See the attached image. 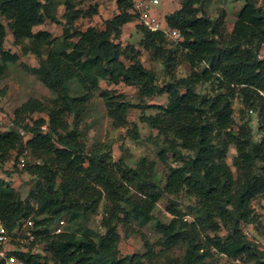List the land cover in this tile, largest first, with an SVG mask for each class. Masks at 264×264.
<instances>
[{"label":"trees","instance_id":"obj_1","mask_svg":"<svg viewBox=\"0 0 264 264\" xmlns=\"http://www.w3.org/2000/svg\"><path fill=\"white\" fill-rule=\"evenodd\" d=\"M115 2L118 12L104 21L103 28L77 30L75 21L92 15L95 9L81 13L71 0H64L63 33L53 37L47 30L33 32V27L45 19L55 20L57 3L53 0H0V81L7 63L19 59L4 48L8 28L22 53H34L38 60V65L28 70L54 94L52 106L31 98L16 108V126L30 133L25 142L15 128L0 132V162L13 151L19 157L25 148L33 159L25 161L22 170L35 179L24 199L0 179V224L10 231L32 212L35 217L43 216L37 220L31 217L37 228L33 242H43L48 254L10 244L6 250L12 249L8 253L24 264H208L211 250L229 259L264 264L263 250L243 228L256 219L251 200L264 192V58L258 57L264 45V8L257 6V0H244L226 34L221 17L210 18L196 6L201 0H182L178 9L164 16L168 27L181 32L176 41L140 25L139 45L151 60L161 62L169 76V80L158 84L155 71L140 62V50L116 41L122 26L135 15L131 12L132 0ZM180 57L188 64L189 73L176 78L173 72ZM100 80L135 86L142 97L166 95V104L152 105L156 112L141 116L163 137L159 159L166 163L170 152L179 163L167 166L163 184L153 161L145 157L129 167L123 160L112 163L106 153L77 149L81 136L77 124L93 92L100 90L115 127L127 122L126 113L132 104L124 94L100 88ZM71 81L77 83L80 95L70 94ZM205 83L213 84L210 94L196 90L198 84ZM235 97H239L246 112L256 113L258 137L250 115L234 127ZM42 111H46L47 118L23 123L25 113ZM68 116L72 117L71 124ZM43 124L45 130L40 128ZM129 135L137 138L136 128ZM231 146L235 149L232 165L226 161ZM181 191L194 197L189 212L180 213L177 203L170 201V221L154 223L161 244L168 250L156 253L145 241L144 253L117 257L118 223H147L163 195ZM103 196L111 206L105 207V231L96 238L70 230L58 234L47 230V225L61 217L68 221L77 216L85 218ZM188 213L192 220L184 219ZM221 230L225 232L222 235L218 234ZM179 244L184 245L182 255H170L171 247Z\"/></svg>","mask_w":264,"mask_h":264},{"label":"rangeland","instance_id":"obj_2","mask_svg":"<svg viewBox=\"0 0 264 264\" xmlns=\"http://www.w3.org/2000/svg\"><path fill=\"white\" fill-rule=\"evenodd\" d=\"M57 3L53 10L55 20L45 19V21L33 27V32L39 30H47L53 37H59L63 33V26L65 20L62 16L64 12V0H53ZM73 7L76 10H80L81 13L95 12L92 15L80 16L74 23V28L77 30H84L88 26H96L97 28L104 27V21L111 18L117 13V6L115 0H71ZM182 0H168L164 5V12L168 13L175 8L180 7ZM244 0H201L200 4L196 6L202 10V12L210 18L216 19L221 17L226 34L231 31L233 23L237 18V14L242 7ZM257 6L264 8V0H257ZM159 13L162 15L163 3L156 7ZM86 13V14H87ZM222 14L224 16H222ZM2 22L6 25V20L1 17ZM142 37V30L138 19L134 16L130 23H127L122 27L121 34L116 41H119L122 45L127 43L132 44L136 49L140 50L139 60L146 68L153 69L156 73L157 83L162 84L169 80V76L164 72V66L159 60H151L149 53L144 50L139 41ZM27 42V41H26ZM167 45V44H166ZM4 48L11 53H16L19 59L15 62H9L6 65L4 76L0 81V132L10 130L22 126H16L14 122V112L22 103L28 99L40 100L47 106H52L54 101V94L37 78L36 75L30 72L27 67L37 66L38 60L34 53L24 54L21 51V46L13 42V37L7 28V35L4 42ZM259 58H264V45L261 47ZM189 73L188 64L179 58V64L175 67L173 75L176 78H182ZM100 88L110 89L113 93L124 94L125 100L130 102L132 106L129 107L126 113L127 122L119 127H115L112 124V118L108 115L107 108L103 97L100 95V90L93 92L91 99L86 105V110L77 124L78 129L81 132L80 139L77 142V149L83 153H106L111 162H121L123 160L129 167H135L139 158L145 157L148 160L153 161L154 169L160 178L161 184H163L165 176L167 174L168 165H177L173 160L172 154L167 153V162H162L158 155V148L163 144V137L158 134L156 129H152L146 122L141 119L143 114H154L156 109L151 108L152 105L166 104L167 98L165 94L155 95L152 97H142L139 95L138 88L132 85H125L123 82L118 84H108L104 80L99 82ZM212 83L198 84L196 90L201 94H210L214 91ZM70 94L77 96L81 94L77 83L71 81L69 83ZM234 127L243 123L244 120L250 115L251 125L254 129L255 137H258L260 133L257 132V116L254 112H246V108L241 103L239 97H235L232 100ZM241 109H243L241 111ZM28 117L30 122L38 120V118H47L46 111L25 113L23 115V123H27L24 119ZM68 122L71 124L72 117L68 116ZM46 125V124H43ZM136 128L138 132L137 138H132L129 132ZM24 130V129H23ZM21 135V139L25 142L30 136L26 130ZM187 153V151H183ZM235 155L234 147H230L227 152L226 161L232 165V160ZM25 161H31L33 157L24 148L23 153L18 157L16 152H12L10 156L4 161L0 162V176L4 177L18 192L20 198L24 199L28 195V191L33 185L34 177L22 170L20 159ZM116 167V165H113ZM235 173V168L232 167ZM2 179V178H0ZM131 192L134 190L131 188ZM102 197L97 208L86 214L85 218L75 217L72 221H68L66 217H61L64 221L62 230H70L76 232V234H86L93 238L96 235L105 231L103 227V219L108 215L105 207L111 206L110 203ZM170 201L177 203L180 213L189 212V206L194 203V197H188L183 191L178 194L163 195L156 203L153 210L154 217L143 225H138L134 221L118 223L117 230L119 237L115 240L116 243V256H125L133 253H144L146 250L145 241L151 244L156 253L164 252L165 246L161 244L162 237L154 230L155 221L169 222L172 215L167 210V206ZM251 208L253 209L256 219L254 222L245 225L243 228L247 236L253 241L258 242V247L264 252V192L258 194L251 200ZM123 207V206H122ZM120 207V208H122ZM122 214V213H121ZM118 216L121 217L122 215ZM28 217L33 219H41L43 216L35 217L32 212ZM184 219L192 220L191 214H184ZM17 226H14L12 230H7L9 237V244L16 248L24 250L30 249L34 252H39L42 255L48 253L44 249L43 242H19L17 239L20 235V231H17ZM17 231V232H16ZM16 232V233H15ZM209 234H213L212 231H206ZM225 232L219 231L218 234L222 235ZM21 239V237H20ZM8 247V246H7ZM9 250V249H8ZM184 251V245L179 244L171 247L168 251L170 255L179 257ZM212 255L207 259L208 264H252L245 262L243 259H229L226 256L215 253L211 250Z\"/></svg>","mask_w":264,"mask_h":264},{"label":"built area","instance_id":"obj_3","mask_svg":"<svg viewBox=\"0 0 264 264\" xmlns=\"http://www.w3.org/2000/svg\"><path fill=\"white\" fill-rule=\"evenodd\" d=\"M161 2L162 0H132L131 12L136 16L139 24L145 29L152 32L161 31L168 40L176 41L181 38V32L177 28L168 27L165 24L164 16H161L156 11V7L160 5ZM24 121L29 123L30 119L26 117ZM40 128L45 130L46 125H41ZM18 131L21 135L25 133L22 128H18ZM20 161L21 162L19 163V165L21 164L23 167V158H21ZM35 163H39V161L35 160ZM0 178L7 181L2 176H0ZM63 224L64 221L60 219L47 225L46 228L51 234H58L63 231ZM17 227V231H20V235H18L17 237V240L19 242H33L35 240L36 234L33 231L37 228L35 226L34 220L31 217L25 218L20 225H17ZM7 235V230L4 228V226L0 224V259L2 261L1 264H24L23 261L18 259L15 254L8 253V251L12 249L6 250V246L9 245V237Z\"/></svg>","mask_w":264,"mask_h":264},{"label":"crops","instance_id":"obj_4","mask_svg":"<svg viewBox=\"0 0 264 264\" xmlns=\"http://www.w3.org/2000/svg\"><path fill=\"white\" fill-rule=\"evenodd\" d=\"M167 1H168V0H162V2H161V4L163 3V9H162V12H164V11H163V10L165 9V8H164V5H166ZM178 8H179V7H178ZM178 8H175V9H178ZM175 9H174V10H175ZM117 10H118V9H117ZM156 11L159 13V11H158L157 8H156ZM117 12H118V11H117ZM171 12H172V11H171ZM168 13H170V12H168ZM159 14H160V13H159ZM165 14H167V13L164 12V14H162V15L160 14V15H161V16H165ZM128 23H130V22H128ZM126 24H127V23H126ZM126 24H124V25H126ZM124 25H123V26H124ZM123 26H122V27H123Z\"/></svg>","mask_w":264,"mask_h":264}]
</instances>
